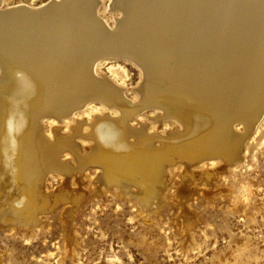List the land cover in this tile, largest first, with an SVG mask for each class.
Segmentation results:
<instances>
[{
  "label": "bare ground",
  "instance_id": "1",
  "mask_svg": "<svg viewBox=\"0 0 264 264\" xmlns=\"http://www.w3.org/2000/svg\"><path fill=\"white\" fill-rule=\"evenodd\" d=\"M94 2L0 0L3 223L41 220L47 197L64 200L71 212L87 165L96 188L116 186L139 201L153 192L157 202L167 165L181 161L187 170L202 158L237 159L264 113V0H110L111 22ZM111 57L137 66L134 100L98 73ZM96 101L113 115L82 119L62 136L57 120ZM147 107L177 121L179 131L161 136L134 127L130 119ZM237 122L246 130L234 129ZM63 150L65 158L56 159ZM52 170L62 182L47 193Z\"/></svg>",
  "mask_w": 264,
  "mask_h": 264
},
{
  "label": "rangeland",
  "instance_id": "2",
  "mask_svg": "<svg viewBox=\"0 0 264 264\" xmlns=\"http://www.w3.org/2000/svg\"><path fill=\"white\" fill-rule=\"evenodd\" d=\"M14 1L23 2L3 0V5ZM94 1L96 13L111 22L110 0ZM97 71L123 88L126 99L136 98L140 73L130 60L107 58ZM106 113L113 115L98 101L89 103L57 120L59 131L68 136L78 121ZM42 121L47 134L53 119ZM130 123L136 128L144 125L152 135L180 129L177 121L159 117L151 107ZM234 129L246 130L239 122ZM240 146V156L231 162L212 156L187 170L181 161L167 165L169 177L157 202L153 189L139 201L116 186L96 188L95 168L87 165L79 187L83 196L70 213L67 202L51 203L53 198L47 197L40 202L39 207H46L41 220H0V264H264V113ZM65 152L56 159L63 160ZM61 177L55 170L45 175L47 193L61 185Z\"/></svg>",
  "mask_w": 264,
  "mask_h": 264
}]
</instances>
